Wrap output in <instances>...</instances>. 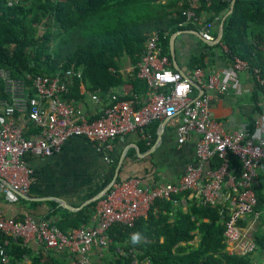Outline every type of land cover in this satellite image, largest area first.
<instances>
[{
  "label": "built area",
  "instance_id": "obj_1",
  "mask_svg": "<svg viewBox=\"0 0 264 264\" xmlns=\"http://www.w3.org/2000/svg\"><path fill=\"white\" fill-rule=\"evenodd\" d=\"M203 1L188 0L183 12L184 22L199 24L194 9ZM204 40L213 37L202 28ZM159 33L150 32L140 59L131 66L135 77L145 84L139 94H112L97 116L85 112L75 98L66 96L68 86L79 78L67 70L64 74H36L29 78L14 77L7 67H0V194H26L34 181L29 157H46L58 151L72 137L84 138L101 149L107 159L116 137L135 133L146 145L152 144L148 127L178 115L175 125L177 145L193 139L195 163L186 165L175 181L143 184L130 176L111 183L108 190L95 200L92 218L65 232L50 218L0 216V264H9L7 238L22 246L39 245L45 250L64 252V264H91L92 250L101 251L110 242L108 230L118 224L133 226L157 199L187 192L202 204L221 205L228 210L223 237L227 252L250 255L255 250L251 237L244 236L236 221L253 212L256 198L253 190L257 168L264 161V75L258 67H249L236 56L227 58L228 71L204 74L200 67L183 76L170 66L167 55L159 46ZM222 53L227 49L220 44ZM245 73L261 99V109L253 118L252 129L247 124L229 128L212 116L209 91L226 92L236 84L237 73ZM194 82L202 92L192 85ZM198 92V94H197ZM93 100L96 95L90 94ZM29 123L34 133L25 135ZM239 162L238 173L229 165V156ZM214 159L216 165H209ZM264 264V261H251Z\"/></svg>",
  "mask_w": 264,
  "mask_h": 264
},
{
  "label": "trees",
  "instance_id": "obj_2",
  "mask_svg": "<svg viewBox=\"0 0 264 264\" xmlns=\"http://www.w3.org/2000/svg\"><path fill=\"white\" fill-rule=\"evenodd\" d=\"M229 0L203 1L194 9L219 17L228 8ZM188 2L172 16L163 12V5L155 0H0V67H7L14 77L29 78L36 74H64L67 70L79 73L83 92L108 101L116 89L127 85L128 93L141 94L142 80L135 77V69L122 74V57L128 56L131 66L140 59L150 32L159 33V46L169 56L168 38L181 28L183 12ZM207 21L209 19H206ZM224 45L226 58L236 56L248 66L258 67L264 75V0H234L231 12L222 23V34L216 45ZM193 68L200 67V58H191ZM171 66V64H170ZM172 68V66H171ZM77 87L68 86L66 96H76ZM4 96L0 83V97ZM257 113L260 110L256 108ZM253 118L247 121L252 129ZM153 129L157 123H153ZM25 135L34 133L28 123ZM155 134L152 133V143ZM214 159L209 165H216ZM229 165L238 173L239 162L229 156ZM110 179V178H109ZM108 179V180H109ZM124 179V178H123ZM107 180V181H108ZM116 180H121L118 177ZM253 211L264 209V197L254 192ZM95 201L76 211L64 209L52 220L65 232L92 218ZM54 214H45L50 218ZM228 210L221 205L202 204L197 196L187 192L168 199H157L144 216L133 226L114 225L108 230L107 247L120 253L103 264H251L250 255H236L225 249L223 230ZM253 212L236 221L243 226ZM133 233L141 240L131 243ZM5 238L0 235V243ZM255 247L264 248V234L259 230L252 236ZM124 242V244H122ZM9 264H16L28 254L18 240L7 238ZM68 255L52 258V263L64 264ZM38 258H31L36 264ZM61 261V262H60ZM51 263V264H52Z\"/></svg>",
  "mask_w": 264,
  "mask_h": 264
},
{
  "label": "crops",
  "instance_id": "obj_3",
  "mask_svg": "<svg viewBox=\"0 0 264 264\" xmlns=\"http://www.w3.org/2000/svg\"><path fill=\"white\" fill-rule=\"evenodd\" d=\"M155 2L163 5V12L167 16H172L175 10L188 0H155ZM223 14L224 12L219 17H210V13L201 11L199 24L182 22L179 24L181 28L173 32L174 60L185 76H189L193 69L190 61L194 56L200 58L199 65L204 74L211 71L220 73L224 70L228 71V59L222 53L221 47L216 45L218 42L214 43ZM202 28L213 37L211 41L204 40L198 33ZM122 59L120 72L130 73L128 56L124 55ZM169 61L172 66L171 59ZM236 81V84H231L226 92L209 91L212 116L223 121L227 127L235 129L246 125L249 118L256 117L258 114L256 108L261 109L260 96L248 76L239 72ZM73 85L77 87V98H75L77 104L85 112L97 116L100 109L108 103L98 97L93 100L90 97L91 93L83 92L79 81H75ZM128 89L127 85H123L115 91L121 96L126 95ZM178 118L179 116L175 115L163 120L157 123L155 129H153L154 124L150 125L148 130L151 134L154 132L155 137L149 146L135 133L116 137L106 160L98 146L81 137L68 138L58 151L49 156L27 158L34 181L24 195L14 192L8 195L0 194V216L22 218L29 215L42 218L45 214L51 213L54 215L50 219L57 220L64 209L76 211L84 206L83 202L105 185L115 167L119 179L135 176L143 184L175 181L186 165L194 164L196 161L193 154L194 136L183 144H176L174 128ZM157 136H159L158 141H156ZM253 190L264 197V161L257 168ZM257 230L264 234V209L249 217L240 227L241 233L251 238ZM23 247L28 250V254L21 256L16 264H32L31 258L36 257L38 258L36 264H51L52 258L60 257L61 254V252L45 250L35 244ZM114 251L115 254L121 252L118 247ZM115 254L107 246L101 251L92 250L90 263L109 262ZM250 259L264 261V248L256 247L250 254Z\"/></svg>",
  "mask_w": 264,
  "mask_h": 264
},
{
  "label": "water",
  "instance_id": "obj_4",
  "mask_svg": "<svg viewBox=\"0 0 264 264\" xmlns=\"http://www.w3.org/2000/svg\"><path fill=\"white\" fill-rule=\"evenodd\" d=\"M233 3H234V0H229V5H228V8L227 10L224 12L221 20H220V25H219V32H218V35L217 37L215 38L214 40V43L216 42H219L220 40V37H221V34H222V22H223V19L226 17V15H228L231 10H232V7H233ZM174 36L175 34L172 33L170 34L169 38H168V49H169V56H170V59H171V62H172V67L174 70L178 71L180 74H182L183 76H185V74L181 71V69L177 66L175 60H174V51H173V39H174ZM192 85L195 86L199 93L202 92V90L194 83L192 82ZM159 140V136H157V139L156 141ZM152 149V148H151ZM151 151V150H150ZM117 178V167L114 168V171L110 177V179L105 183V185L94 195H92L90 198L86 199L84 202H83V205L84 204H87L91 201H95L97 200L98 198H100L102 195H104V193L108 190V188L110 187L111 183L113 181H115ZM23 195V194H21Z\"/></svg>",
  "mask_w": 264,
  "mask_h": 264
},
{
  "label": "clouds",
  "instance_id": "obj_5",
  "mask_svg": "<svg viewBox=\"0 0 264 264\" xmlns=\"http://www.w3.org/2000/svg\"><path fill=\"white\" fill-rule=\"evenodd\" d=\"M130 240H131V243L132 244H137V243L140 242L141 236H140L139 233H133L132 236H131V238H130Z\"/></svg>",
  "mask_w": 264,
  "mask_h": 264
}]
</instances>
